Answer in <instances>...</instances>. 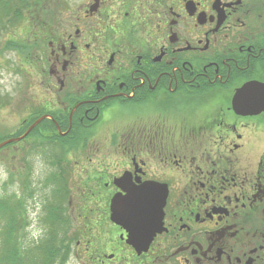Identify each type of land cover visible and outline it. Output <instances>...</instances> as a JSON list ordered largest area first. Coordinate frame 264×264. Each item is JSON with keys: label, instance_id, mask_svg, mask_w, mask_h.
Wrapping results in <instances>:
<instances>
[{"label": "flooded vegetation", "instance_id": "flooded-vegetation-1", "mask_svg": "<svg viewBox=\"0 0 264 264\" xmlns=\"http://www.w3.org/2000/svg\"><path fill=\"white\" fill-rule=\"evenodd\" d=\"M50 1L19 3L35 44L10 139L42 120L7 147L66 151L45 154L63 261L264 264V0Z\"/></svg>", "mask_w": 264, "mask_h": 264}, {"label": "rangeland", "instance_id": "rangeland-1", "mask_svg": "<svg viewBox=\"0 0 264 264\" xmlns=\"http://www.w3.org/2000/svg\"><path fill=\"white\" fill-rule=\"evenodd\" d=\"M57 1L52 0L50 3L53 5ZM17 3L19 4L18 0ZM8 19L10 18L6 17L7 23ZM27 29L24 22L16 21L14 24H8L6 29L0 33V49L10 39H15L17 44H20V39H32L31 29L29 28L26 32ZM13 43L15 42L13 41ZM2 52H0V142L12 136H17L23 131V129H16L19 127L20 120L25 113V102L23 100L25 79L29 73H32L31 64L15 48L3 50ZM30 83L34 85V80H31ZM56 145L43 146L37 144L34 146L29 144V150L21 155L19 145L15 146L11 152L7 146L0 149V197L6 195V193L11 198L13 197V200L17 199L18 196L20 197L23 205L20 221L24 225L22 246L27 249H33L41 244L43 240L45 241L51 237V231L54 230L52 226L62 225L57 220L56 211L58 210L62 214L67 204L66 201L64 203L62 198L60 202L54 199V191L57 190V186L51 179L53 167L47 162L45 156V154H56L61 158L66 154L64 147ZM62 165L68 167L70 172L78 170V167L72 168L68 161H63ZM73 177L78 179L76 175ZM79 180L82 181L81 177H79ZM31 191L33 193L32 197L27 194ZM52 217L55 224L50 220ZM68 227L65 226L66 229ZM58 239L60 245H62L64 243L63 237L58 236L56 240ZM63 254L62 251L60 256H63ZM68 256L67 261L61 264H78L77 261L72 259V256H69V259Z\"/></svg>", "mask_w": 264, "mask_h": 264}, {"label": "trees", "instance_id": "trees-1", "mask_svg": "<svg viewBox=\"0 0 264 264\" xmlns=\"http://www.w3.org/2000/svg\"><path fill=\"white\" fill-rule=\"evenodd\" d=\"M18 1L23 4L26 3V9H29L32 3V0ZM16 3L17 0H0V33L6 29L8 24L11 25L16 21H20L21 23L28 20L26 15L23 14V8L20 9L19 4ZM6 17L10 18L8 19V23ZM33 42L32 39H20V44H17L15 39H10L0 49V52L3 53V50L6 51L15 48L26 59L33 49L35 44ZM27 194L30 197L33 195L32 191L27 192ZM18 198L13 200V197L11 198L7 193L0 197V264H61L62 256L60 255L62 248L56 239L58 236H65L66 233L64 230L66 229V224H63V226H52L54 230L51 231V237L48 236V239L43 240L41 244L33 249L25 248L22 246V231L24 225L20 221V216L23 213L21 211L23 205L19 196ZM50 220L54 223L53 217Z\"/></svg>", "mask_w": 264, "mask_h": 264}, {"label": "water", "instance_id": "water-1", "mask_svg": "<svg viewBox=\"0 0 264 264\" xmlns=\"http://www.w3.org/2000/svg\"><path fill=\"white\" fill-rule=\"evenodd\" d=\"M41 120H42V118L39 119V120H38V121H37V122H36V123L30 128V129H29V131H30L34 126H36V124H38ZM29 131H28V132H29ZM14 140H20V139H13V140L5 141V142H3V143L0 144V149H1L2 147H4L5 145H7V144L13 142ZM150 191H152V190H150ZM157 195H158V191L156 190V200H155L156 202H155L154 206L150 209V212H152V213L154 214V220L150 221L149 224H148V226L151 227L150 229H151V231H152V234H151V237H149V239L147 240V244L150 242V240L152 239V237H153V235H154V232H155V231L157 230V228L159 227V223H160L161 218H162V213H163V210H162L163 207H162V206H163V205H158ZM129 197H133V196H132V195H129ZM128 201L133 202L134 200H133V198H132V199H128V200H118V201L116 202L115 206L113 207V216H114L115 219H116V218H123V217H124V213L127 211L126 209H123V208H120V207L116 208V206H117V205H122L124 202H128ZM153 214H152V215H153ZM146 226H147V221L145 222V221H142V220H141L140 223H138V224H136V225H134V226H132V227H135L137 232H139V231H140V228H141V233H142L143 228L145 229ZM129 231H130L131 235L136 234V232L133 231L132 228L129 229ZM153 231H154V232H153Z\"/></svg>", "mask_w": 264, "mask_h": 264}]
</instances>
